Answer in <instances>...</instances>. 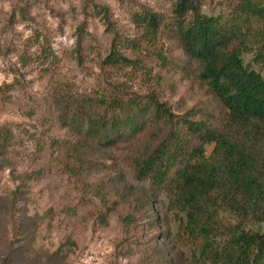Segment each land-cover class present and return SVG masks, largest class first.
<instances>
[{"label":"rangeland","instance_id":"1","mask_svg":"<svg viewBox=\"0 0 264 264\" xmlns=\"http://www.w3.org/2000/svg\"><path fill=\"white\" fill-rule=\"evenodd\" d=\"M173 3L0 0V87L9 85L0 89V123L14 130L11 145L0 141V264H194L190 245L177 236L183 214L168 207L164 193L148 192L149 181L137 177L132 155L151 151L187 120L212 127L226 109L196 79L171 24L155 45L163 48L165 63L104 61L114 39L118 52L129 58L153 48L148 40L132 46L140 37L132 16L151 9L174 23ZM237 3L201 0L200 11L217 15ZM242 59L264 77V64H256L253 53ZM109 91L130 100L143 96L140 109L115 114L99 101ZM47 97L58 123L53 133L67 132L60 126L67 123L68 136L86 138L85 158L98 169L97 178L50 163L16 134L21 123L31 126L39 117L28 118L23 107ZM132 117L138 123L131 131ZM114 121L128 124L125 134L110 140L117 138L110 127ZM93 123L106 126V132L87 133ZM212 148L207 144L205 154ZM101 178L109 181L107 187ZM246 228L264 234V222Z\"/></svg>","mask_w":264,"mask_h":264},{"label":"trees","instance_id":"2","mask_svg":"<svg viewBox=\"0 0 264 264\" xmlns=\"http://www.w3.org/2000/svg\"><path fill=\"white\" fill-rule=\"evenodd\" d=\"M200 4L201 0H174V23L162 11L135 12L132 18L140 37L132 46L148 40L153 48L129 58L118 52L114 39L104 61L113 65L122 59L135 66L165 63L163 48L155 45L169 24L173 26L195 65L196 79L219 99L226 114L208 128L202 121H185L151 151L133 153L132 166L139 179L149 181L148 192L164 193L168 207L183 214L177 236L190 245L194 264H264V234L246 228L251 222H264V77L245 67L242 59L253 53L254 62L264 64V0H238L231 11L221 9L217 15L201 13ZM100 98L115 114L118 109H138L143 101L138 94L130 100L110 91ZM43 102L37 99L23 107L28 118L39 117L34 125L21 123L16 134L29 139L30 150L50 163L98 176V169L85 158L90 151L86 138L68 136L67 123L60 125L67 132L53 133L58 124L55 112L48 97ZM136 119L128 121L131 131ZM128 122H112L117 138L110 140L125 134ZM100 130L106 132L107 127L94 123L87 127V133L95 136ZM13 131L10 123H0V141L11 145ZM210 143L213 148L206 155ZM97 180L103 188L109 183Z\"/></svg>","mask_w":264,"mask_h":264}]
</instances>
